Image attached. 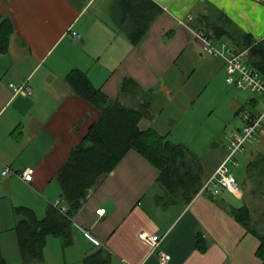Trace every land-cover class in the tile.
Here are the masks:
<instances>
[{
	"label": "crops",
	"instance_id": "1",
	"mask_svg": "<svg viewBox=\"0 0 264 264\" xmlns=\"http://www.w3.org/2000/svg\"><path fill=\"white\" fill-rule=\"evenodd\" d=\"M151 1L152 25L133 45L103 21L108 15L90 14L93 0H0V17L6 15L14 23L8 50L0 53V251L6 264L24 262L15 208H31L37 218L44 217L50 206L66 209L57 173L71 149L100 119V109L67 80L74 68L108 98L135 108L146 105L149 111L140 127L185 145L188 158L200 160L204 182L224 159V143L199 155L184 140L207 132L202 125L209 106L200 98L216 78H226L223 59L206 54L194 32L225 42L223 37L214 38L212 31L223 28L232 39L246 33L255 42L264 41V0ZM11 83L30 86L32 92L15 93ZM214 148L221 150L216 157ZM258 152L264 153L244 149L236 156L237 167L239 156L247 162L242 176L236 177L241 190L235 195L237 203L225 191L215 196L198 191L188 202L175 197L158 184V168L136 150H128L73 213L72 243L63 246L49 234L44 259L36 264H45V251L55 240L57 264L65 250L82 264L85 256L98 250L107 264H159V251L170 256L167 264H260L257 234L230 211L245 201L252 223L264 231V207H255L250 192L264 203L262 189L245 182ZM5 167L11 171L2 175ZM25 171L29 180L21 177ZM101 207L105 213L99 216L96 209ZM141 233L158 234L157 248L152 249ZM50 260L47 255V264Z\"/></svg>",
	"mask_w": 264,
	"mask_h": 264
},
{
	"label": "trees",
	"instance_id": "2",
	"mask_svg": "<svg viewBox=\"0 0 264 264\" xmlns=\"http://www.w3.org/2000/svg\"><path fill=\"white\" fill-rule=\"evenodd\" d=\"M108 11V19L103 21L115 33H122L133 45L145 38L155 15L151 0H111ZM13 31L14 23L10 17H0V53L7 52ZM212 31L215 32L214 38L231 34L223 28ZM232 41L234 45L227 42L230 47L246 51L245 60L264 73V41L255 42L246 33L236 34ZM67 80L78 94L100 109L101 116L84 139L71 149L67 161L57 173L61 199L66 209L60 211L59 206H50L44 217L37 218L31 208H15L18 215L15 231L24 261L41 260L49 234L58 237L63 246L72 243L73 213L80 207L90 188L112 171L130 149L139 152L158 168V184L175 197L180 195L188 202L204 182L200 179V160L196 156L188 158L185 145L174 144L165 134L153 128L140 127V120L149 111L146 105L135 108L108 98L79 69H72ZM246 177L260 181L256 187L262 189L264 196V153L258 152L250 162ZM230 211L244 227L257 234L259 244L256 255L260 264H264V231L252 223L249 207L242 204ZM99 255L98 250L85 256V264H107ZM0 264H6L1 251Z\"/></svg>",
	"mask_w": 264,
	"mask_h": 264
},
{
	"label": "built area",
	"instance_id": "3",
	"mask_svg": "<svg viewBox=\"0 0 264 264\" xmlns=\"http://www.w3.org/2000/svg\"><path fill=\"white\" fill-rule=\"evenodd\" d=\"M182 23V22H181ZM73 34L79 36L73 31ZM195 36L201 41L203 51L211 56L220 57L225 63L226 82L236 88L250 90L253 95L264 102V73L250 65L245 60L246 51L235 50L227 42H217L202 31L194 32ZM15 93L30 94L32 88L25 84H10ZM244 124L227 136L226 154L216 170L204 182L199 193H207L215 196L222 191H228L238 195L240 186L233 172V168L238 166L236 156L242 152L248 144L258 142L259 135L262 133L264 125V108L257 114L245 112L242 114ZM9 167L2 170V175L10 172ZM23 179L29 180L31 175L28 171L21 174ZM62 207L60 211H64ZM105 208L96 209V214L104 215ZM142 237L150 244L152 249L157 248L160 241L158 234L147 235L141 233ZM159 264H167L170 256L162 251L158 252Z\"/></svg>",
	"mask_w": 264,
	"mask_h": 264
},
{
	"label": "rangeland",
	"instance_id": "4",
	"mask_svg": "<svg viewBox=\"0 0 264 264\" xmlns=\"http://www.w3.org/2000/svg\"><path fill=\"white\" fill-rule=\"evenodd\" d=\"M110 2L111 0H93V3L89 8L90 14L99 15L103 12V15L107 17ZM83 19L82 21H84ZM223 39L229 42L231 45H234V42L231 38L225 36ZM200 99L207 101L209 106L207 118L204 120L202 125V129H204V126H206L205 129H207V132L204 133V130L201 132H196L194 134H197V137L184 139L189 142V144H191L195 148V150L199 152V155H203L204 151L209 150V148L211 147L219 146L222 148V144L227 143L226 136L231 131L236 130L244 124L242 114H244L245 112L257 114L258 111H260V109L264 107V102L260 98L255 97L250 90L230 86L225 82L224 78L222 79L221 77L216 78V80L213 81V85L204 92L203 96H201ZM145 123L147 122L143 121L142 126L145 125ZM148 124L150 126H154L153 124ZM213 132L216 135H214V138L209 139L208 135L212 136ZM259 136V142H255L250 145L248 144L245 147L246 153H249L250 150L255 151V149H261L264 152V125L262 133ZM214 151H216L217 153L214 152L212 156L216 157V155L221 150L215 149ZM209 155L210 154H206L205 157H208ZM239 160V167H235L233 171L236 177L242 176L240 174L243 173L245 165L247 163L245 161H242V158H240V156ZM246 180L247 183L252 182L254 185H259L260 183L258 179L252 180L251 178L245 177V182ZM250 192H252V196L255 198V207L257 206V208L261 210L262 207H264V203L258 198L257 195H255L254 191L250 190ZM224 194L227 197H232V199L236 200L237 203L240 202V199L237 200L239 196L231 195L226 191ZM57 243L58 240H55L54 243H49L48 249L45 251V264H47V255L49 259H53L48 261V264H57V256L55 255V253L59 250ZM59 256L60 260L58 264H64V257L66 264H82L80 260H76V256L72 255L73 257H71L69 250H65L64 257L62 252L61 254H59ZM42 259H44V257ZM29 261L30 260L24 261L22 262V264H36V262H39L40 260H31V262ZM40 264H43V262H40Z\"/></svg>",
	"mask_w": 264,
	"mask_h": 264
}]
</instances>
